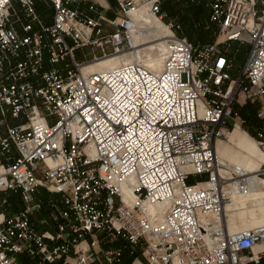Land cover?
Here are the masks:
<instances>
[{"label": "built area", "instance_id": "2783aa9c", "mask_svg": "<svg viewBox=\"0 0 264 264\" xmlns=\"http://www.w3.org/2000/svg\"><path fill=\"white\" fill-rule=\"evenodd\" d=\"M163 2L116 0L108 19L97 0H0V193L24 204L0 214V264L25 253L42 264H264V224L231 232L226 213L234 196L264 189V165L249 173L216 150L246 98L259 104L264 152V0H188L217 28L198 46L166 22ZM140 9L171 33L161 69L85 73L88 56L102 58L95 48L134 54ZM237 44L248 50L232 78ZM40 189L61 196L55 233L32 222ZM100 234L122 246L103 249Z\"/></svg>", "mask_w": 264, "mask_h": 264}, {"label": "rangeland", "instance_id": "374dc122", "mask_svg": "<svg viewBox=\"0 0 264 264\" xmlns=\"http://www.w3.org/2000/svg\"><path fill=\"white\" fill-rule=\"evenodd\" d=\"M168 4L172 8L177 7L175 9L176 10L175 13L172 14L170 18L166 17V22L174 21L180 24L181 28L176 33L178 36L186 37L194 46H198L200 43L202 44L212 43L210 42L211 41L210 38L213 37L214 32L210 31L208 33V28L212 27V24L210 23L208 24L207 18L204 17V19H202V17H200L199 20H195V17L192 14L191 15L189 14L190 16L186 15V11H191V12L197 11L198 5L188 4V0H168ZM187 7H188V10H186ZM51 19H52L51 17L46 16L44 18V21L46 24H50L52 22ZM161 24L163 23L161 22ZM215 29H216L215 34H217V28ZM161 34L167 35V38L169 37V35H171L170 31L167 29V27L164 24H163V28L157 29V26H156L155 29H153L147 36H143L141 40L138 42L139 46L136 48V50L137 49L141 50L140 52V56L142 55L141 59L144 60L146 64L152 65L155 61H157L158 64L161 63L162 53L165 49L164 40L166 38L162 40H157L152 43H148V42H151L152 40L159 39V37H161L159 35ZM201 37H204V39L202 40ZM160 41H163V44H159L161 43ZM104 49L107 55L112 56L113 50L110 45L108 44L105 45ZM247 50H248V46L239 45V44H237L232 49L230 55L234 58V63H235V67L231 71L232 78L238 77L239 69L242 65L243 58ZM90 51H91L90 48L80 49L76 52V58L79 61H83L85 60V54H89ZM95 52L98 54V57H102L101 59L103 60L104 57H103V52L101 51V49L95 48ZM135 52L136 51H134V53ZM132 55L136 56V53ZM132 57L133 56L129 55L123 58L120 57L117 60H123V59L128 60V59H132ZM92 60H94L93 56L87 57V61H89L88 64L90 63L95 64L92 68L86 71L87 73L96 72L97 70H100L103 68L108 69L110 67L109 65H106V64L98 65L94 63L96 61H92ZM117 60H113L111 63L108 62V64H111V65L116 64V62H118ZM240 100L241 101L237 104L241 106V107L238 106L239 110H237L239 117L238 119H236L234 124L231 125V127L229 128L230 129L229 138L219 141L217 144L219 153H220L219 159L222 162L232 161L235 165H238V166L245 165V163L247 162H253L255 165H258V166L260 165L259 166L260 168L263 165L262 163H264V152L260 150L256 141L254 140L255 122L248 121L244 117L245 115L250 116V114H252V108H255L251 106L249 109L248 108L244 109L245 106L248 103H251V104H254V103L250 102L246 98H241ZM202 180H204V177H191L189 182L195 183V182L202 181ZM40 192L45 193L43 189H41ZM4 196L5 195H0V204H2V200ZM53 198L60 200L61 196L54 195ZM252 199H255V198L246 199L244 202L252 201ZM244 202L242 203L244 204ZM247 203L248 204L243 205L247 208L245 209L240 208V210L232 211L230 213L231 221L236 222L237 225L243 226L244 229L246 227H255L259 223L264 222V199H258L256 201L247 202ZM13 205H14V202H13ZM249 210L251 211L249 212ZM43 216L44 217L35 219L34 224L41 225L42 218H47L46 221L49 223V225L56 228L57 222L55 223V221H53V219L50 218V212L47 215L43 214ZM99 236H100V239L102 240L100 244L103 249H109V247L122 246L121 242H118L115 244L109 243L108 239H106V237L103 234H100ZM129 251H130V247L126 250V253H125L126 263H128L131 259Z\"/></svg>", "mask_w": 264, "mask_h": 264}, {"label": "crops", "instance_id": "0c3cea01", "mask_svg": "<svg viewBox=\"0 0 264 264\" xmlns=\"http://www.w3.org/2000/svg\"><path fill=\"white\" fill-rule=\"evenodd\" d=\"M97 2H98V5H99L100 9L105 12L106 17L108 19H111V18H113L115 16V14H116V0H97ZM38 11L42 14V16L45 13V15H44L45 17L49 16V17L52 18V8H51L50 4L41 1L40 3H38ZM207 11L209 13L208 9H207ZM208 21H209V19H208ZM209 23H210V21H209ZM154 28H156V26H154ZM215 38H216V34H215ZM206 44H208V43H206ZM244 57H245V55H244ZM243 60H244V58H243ZM117 61L118 62H116V64H114V66H118L120 64V60H117ZM96 64H99V63H96ZM93 65H95V64L90 63V64L86 65L85 68H84V71L86 72L88 69L92 68L90 66H93ZM109 66H112V65L109 64ZM58 67H60V66H58ZM103 69H100V70H103ZM97 71H99V70H97ZM238 106L241 107L240 105H237V104L235 105V107H237L236 108L237 110H239ZM217 154L220 157L218 146H217ZM228 162L234 164L232 161H228ZM262 164L264 165V163H262ZM243 166L244 165H242L240 167H243ZM259 166L254 164V167H253L254 170H257L259 168ZM40 191H41V189L38 191V193L36 195V201L43 204V209L41 211L36 212V213H34L32 215V217H31L32 222H35V219H37V218L44 217L43 214L47 215L49 212H51V208L50 207H51L52 203H57L59 205L61 204L60 203L61 199L60 200L59 199H54L53 198V196H54L53 194L48 193L46 190H44L45 193H42ZM0 195H5L3 197L2 204H0V208H1L0 214L3 213L6 216H10V215H14V214L19 213L24 208V204H23L22 199H21L19 194H16V193H13V192H7V193H0ZM10 198L15 199V201H17V203H19L17 207H12L11 206V204L9 203V199ZM258 199H264V190L263 189L259 190V193L255 196V199H252L251 202L256 201ZM250 211L251 210H249V212ZM43 220H47V218H42L41 221H43ZM229 222L231 224L230 228H231L232 231H237V230L244 229L243 226L237 225L236 222L231 221L230 217H229ZM263 223H259L258 225L263 224ZM36 226H37V230H39L40 232H43V231H46V230H49V231H51L53 233L56 232V228L51 226V225H49L48 222L45 225H43V223H41V225L39 224V225H36ZM246 228H251V227H246ZM17 260H18L17 261L18 264H42L41 260L39 258H31L26 253L18 255L17 256Z\"/></svg>", "mask_w": 264, "mask_h": 264}, {"label": "bare ground", "instance_id": "6f19581e", "mask_svg": "<svg viewBox=\"0 0 264 264\" xmlns=\"http://www.w3.org/2000/svg\"><path fill=\"white\" fill-rule=\"evenodd\" d=\"M131 16H132L133 21L136 22V26H137L136 28L132 29L134 42H135V46L136 47L139 46L138 42L141 40V38L143 36H147L153 29H155L154 26H157V29L163 28V24H161V21H159L157 19L155 20L154 18L150 17L149 15H147L145 13V11H143V9H140V10H137V11H133ZM159 36H161V37H159V39L152 40L151 42H148V43H152V42H155L157 40H162L164 38H167V35H165V34H161ZM160 42L161 43H159V44H163V41H160ZM140 52H141V50L137 49L136 52H135L136 56L132 55V54H129V53H127L125 55H120V56L119 55H112V56H108L106 58H103V60L100 59V60L96 61L95 63H99L98 65H101V64L109 65L108 62L111 63L113 60L119 59L120 57L123 58V57L131 55V56H133L132 59L120 60V64L118 66L122 65L123 63L141 62L145 66L149 67L150 69H152L154 71H159L161 69L162 62H163L162 59L163 58L161 59V63L160 64H158L157 61H155L157 64L154 62L152 65H149V64H146L145 61L141 59L142 55L140 56ZM93 66H90V67H93ZM112 66H110L108 69H112V68L118 67V66H114V64H112ZM108 69H103V70H108ZM103 70H99V71H103ZM99 71H96V72H99ZM85 73H87V72H85ZM90 73H92V72H90ZM219 141H222V140H219ZM219 141H217V144H218ZM217 144H216V150H217ZM243 167L249 173H256L259 170V169L254 170V168H253L254 167V163L253 162H247V163H245V165ZM258 193H259V190L257 192H255L254 194H252L251 196H247V197L246 196H234L233 200H232V203L228 204L227 207H226V213H227L228 219H229L230 213L232 211H238V210H240V208H243V209L247 208V207H245L243 205L248 204L247 202H251V201H246V202H244V201L246 199L255 198V196ZM242 202H244V204ZM230 226H231V224H230ZM257 226H259V225H257ZM230 231L231 232H236V231H232L231 228H230ZM237 231H239V230H237Z\"/></svg>", "mask_w": 264, "mask_h": 264}, {"label": "trees", "instance_id": "16d2710c", "mask_svg": "<svg viewBox=\"0 0 264 264\" xmlns=\"http://www.w3.org/2000/svg\"><path fill=\"white\" fill-rule=\"evenodd\" d=\"M188 4H192V3H189L188 2ZM189 7V6H188ZM188 7H187V9L186 10H188ZM177 8V7H176ZM175 7L174 8H172V7H170L169 6V4H168V0H164V2H163V6H162V9H163V12H165L166 14H167V17H171V15L172 14H174L175 13V9H176ZM197 11H195V12H191V11H186V15L188 16L189 14L191 15H193L194 17H195V20H199V18L200 17H202V19H204V17H206L207 18V22H208V24H209V21H208V19H209V13H208V11H207V9L206 8H204L203 6H197ZM189 15V16H190ZM187 16H185V17H187ZM211 24V23H210ZM216 27L212 24V27H209L208 28V33L210 32V31H212V32H214V35H213V39L212 38H210V42H214L215 41V31H216V29H215ZM201 39L203 40L204 39V37H201ZM205 41V40H204ZM209 42V41H208ZM202 43H200L199 45H201ZM205 44V43H204ZM209 44V43H208ZM255 107V108H252V114H250V116H248V115H245L244 117H245V119L246 120H248V121H254L255 122V133H254V136L256 135V132H257V130L259 129V127H260V121H259V119L257 118V110H258V107H259V104L258 103H254V104H251V103H248L246 106H245V108L244 109H246V108H250V107ZM237 107H235V111L237 112V109H236ZM13 202H14V205H13ZM9 203L11 204V206L12 207H17L18 206V204L19 203H17V201H15V199H12V198H10L9 199Z\"/></svg>", "mask_w": 264, "mask_h": 264}]
</instances>
